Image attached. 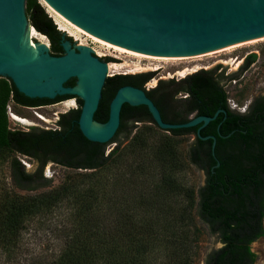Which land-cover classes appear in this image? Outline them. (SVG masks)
Returning <instances> with one entry per match:
<instances>
[{"label": "trees", "instance_id": "1", "mask_svg": "<svg viewBox=\"0 0 264 264\" xmlns=\"http://www.w3.org/2000/svg\"><path fill=\"white\" fill-rule=\"evenodd\" d=\"M25 15L48 38L52 55L63 54V40L74 44L38 0H25ZM255 58V53L247 55L239 71ZM216 70L160 80L146 91L166 122H185L193 112L213 116L219 110L196 134L186 159L173 140L196 133L198 125L168 129L170 135L158 134L157 141L149 140L146 126L127 145L105 153V143L88 140L79 129L78 97L77 108L60 113L55 129L10 128L9 99L38 106L65 98H29L9 78L2 79L0 173L6 168L10 181L0 176V264H196L197 219L222 243L205 254L203 264H253L257 255L251 243L264 235V94L255 96L244 112L235 111L221 81L237 74L224 76ZM151 75L108 76L94 119L107 120L109 100L119 86L137 78L142 85ZM75 81L70 78L65 85ZM159 87L162 91L154 94ZM177 91L188 92L179 101L188 107L171 119L165 100ZM126 121L131 127L139 122L158 127L145 105L124 103L114 136ZM207 134L215 136L214 155L212 139L202 138ZM17 154L36 161L35 170L27 171ZM48 162L75 172L53 185L43 176ZM191 164L205 173L197 190L178 176Z\"/></svg>", "mask_w": 264, "mask_h": 264}, {"label": "water", "instance_id": "2", "mask_svg": "<svg viewBox=\"0 0 264 264\" xmlns=\"http://www.w3.org/2000/svg\"><path fill=\"white\" fill-rule=\"evenodd\" d=\"M43 1L51 14L101 49L141 63L179 66L264 43V0ZM30 26L25 15V0H0V81L9 78L17 90L29 98H65L38 105L40 109L76 102L74 97H78L82 105L77 123L90 141L108 146L120 140L122 129L114 135L124 103L145 105L159 127L154 125L156 130L164 135H170L168 129L193 127L199 123L200 135L199 129L219 112L169 123L163 121L159 109L146 93L148 90L124 85L109 102L107 120L97 121L94 113L109 76L107 61L95 55L91 48L72 46L69 40L62 41L64 52L61 55H52L42 43L32 55ZM70 78L76 79L75 84L65 85ZM202 138L212 139L214 155L215 136ZM217 166L219 161L213 168Z\"/></svg>", "mask_w": 264, "mask_h": 264}, {"label": "rangeland", "instance_id": "3", "mask_svg": "<svg viewBox=\"0 0 264 264\" xmlns=\"http://www.w3.org/2000/svg\"><path fill=\"white\" fill-rule=\"evenodd\" d=\"M38 1L40 2V4H42V6H44L45 10L51 16L57 28L60 29V24L58 23V20H56L57 18L50 13L49 9L43 4L42 0ZM61 31L64 32L66 36H70L72 42L74 43L72 46H86L88 48H91L93 50V53L101 58L109 57L110 59L105 60L107 61V73L109 74V76L116 74L137 75L151 72L152 78H150L149 84L145 85L146 90L148 88L151 89L155 87L160 80L173 79L177 81L183 78L178 75L179 71H185L186 75H189L199 70H209L217 68V74L222 73L224 76L237 74L235 76H232L230 79H223L221 81L223 88L226 90V94L228 96L227 104L230 108L242 112L247 109L248 105L255 96L264 94V43L241 48L179 66H173L141 63L136 60L101 49L99 46L91 42L79 32L69 27L66 29V31ZM33 40L36 45L41 43L47 44L46 46L50 51V42L44 34L37 31V35L33 37ZM251 53H255L256 58L252 63H250L248 67L239 71L240 67L244 63L246 56ZM181 96H184V94H181ZM73 103V107H68L65 104H61L48 109H40L37 107H23L15 103L12 99H9L6 105L9 127L22 130H29L33 126L44 129H55L58 127L56 121L58 120L60 113L66 112L72 108H77L78 104L76 102ZM13 113L28 119L31 124L25 125L13 120L11 117V114ZM131 124L132 122L130 121L125 122V126L121 131L120 140L106 146L105 153L111 151L114 147L117 146V144H119L120 147L127 145L133 134L137 130L145 128L146 126L150 127V132L152 134V137L149 138V140L157 141L160 138L157 136L158 134L164 135L160 131L156 130L155 126L150 122H139L137 123V125H134L136 127H131ZM192 141L193 137L190 135L176 137L173 140L174 144L176 145L175 147L180 151L185 159L187 156L188 147ZM17 156L24 164L27 171L32 172L35 170L37 166L36 161L20 154H17ZM72 172L75 171L71 168L48 162L43 169V176L51 179L52 184L56 185L60 181H62L66 175H69ZM0 176L3 177L6 182L10 181L9 173L6 168H3ZM178 176L180 181L184 185L192 186L195 188V190H197L204 183L205 179L204 171L192 164L183 167L179 171ZM197 225L199 228V235L197 239L200 246V251L196 264H203V258L205 254L211 249L219 247L221 245V242L218 241L216 235L210 234L208 232L207 226L202 221L197 219ZM251 249L257 255V260L253 264H264V235L251 243Z\"/></svg>", "mask_w": 264, "mask_h": 264}, {"label": "flooded vegetation", "instance_id": "4", "mask_svg": "<svg viewBox=\"0 0 264 264\" xmlns=\"http://www.w3.org/2000/svg\"><path fill=\"white\" fill-rule=\"evenodd\" d=\"M106 58V57H105ZM103 60H104V58H103ZM178 72V71H177ZM116 75H124V76H131L130 74H116ZM150 78H152V76L150 77ZM150 78L149 79H146L143 83H142V85H140V83H139V81H140V79L139 78H137V82L136 83H125V84H123V85H121V86H124V85H130V86H134V87H138V88H144V90H146L145 89V85H148L149 84V81H150ZM120 87V86H119ZM118 87V88H119ZM156 87V86H155ZM117 88V89H118ZM142 88V89H143ZM154 88V87H153ZM116 89V90H117ZM152 89V88H151ZM116 90H115V92H116ZM147 90H149V88L147 89ZM162 91V87H159L155 92H154V94H159V92H161ZM115 94V93H114ZM181 94H184V96H181ZM113 97V96H112ZM111 97V98H112ZM189 97V94H188V92L187 91H177L175 94H174V96H173V98H171L170 96H166V100H165V106H166V110L168 111V114H169V116H170V118L171 119H174V116H175V113L177 112V111H180L182 108L183 109H185V107H188V106H184V107H181L180 106V103H179V101L180 100H182V99H187ZM111 100V99H110ZM110 100H109V102H110ZM163 101H164V99H163ZM56 102H60V101H56ZM16 103V102H15ZM17 104H19V103H17ZM19 105H21V106H23V107H37V106H35V105H28V104H19ZM108 106H109V103H108ZM232 109V108H231ZM235 110V109H234ZM235 111H237V110H235ZM245 111V110H244ZM244 111H242V112H244ZM238 112H241V111H238ZM194 116H198V115H195V112H193V113H189V115H188V119L190 118V117H194ZM188 121V120H187ZM186 122V121H185ZM169 123H174V122H169ZM176 123H181V122H176ZM208 124V123H207ZM206 124V125H207ZM198 125V127L200 126V123L199 124H197ZM197 125H195V126H197ZM206 125H204V126H206ZM203 126V127H204ZM203 127H201V128H203ZM200 128V129H201ZM200 129H199V131H200ZM197 130H198V128H197ZM197 130H196V133H194L193 131H191L190 133H187V134H184V135H190V136H192L193 137V140H195V137H196V134L197 135H199L198 134V132H197ZM210 135H213V134H207V135H205V136H210ZM205 136H203V137H205ZM209 139V138H208ZM206 140V139H205Z\"/></svg>", "mask_w": 264, "mask_h": 264}, {"label": "bare ground", "instance_id": "5", "mask_svg": "<svg viewBox=\"0 0 264 264\" xmlns=\"http://www.w3.org/2000/svg\"><path fill=\"white\" fill-rule=\"evenodd\" d=\"M42 2L45 5V3H44L43 0H42ZM56 20H58V23L60 24V29L61 30H65L66 31V29L68 27L71 28L69 25H67L66 23H64L63 21H61L59 18H57ZM65 27H67V28H65ZM71 29H73V28H71ZM36 35H37V31L32 26H30V49L32 50V55L34 54V50L38 48V44L36 45L35 42H34V40H33V37H35ZM44 45L46 46L47 44H44ZM108 69H109V67H108ZM178 75L180 77H184L186 75V72L185 71H181V72L179 71ZM153 85H154V83H153ZM64 104L66 106H68V107H73V105H74V103L72 101L71 102L64 103ZM11 117H12L13 120H15V121H17L19 123H22V124H25V125H30L31 124V122L28 119H26L24 117H21V116L15 114V113L11 114ZM98 127H101V125H98Z\"/></svg>", "mask_w": 264, "mask_h": 264}]
</instances>
